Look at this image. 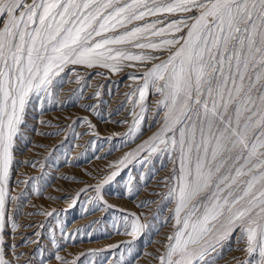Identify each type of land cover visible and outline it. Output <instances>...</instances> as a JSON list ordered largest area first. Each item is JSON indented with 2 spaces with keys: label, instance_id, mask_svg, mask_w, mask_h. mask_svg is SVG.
Wrapping results in <instances>:
<instances>
[{
  "label": "snow or ice",
  "instance_id": "obj_1",
  "mask_svg": "<svg viewBox=\"0 0 264 264\" xmlns=\"http://www.w3.org/2000/svg\"><path fill=\"white\" fill-rule=\"evenodd\" d=\"M93 69L136 70L127 73L132 83L122 107L129 105L128 118L112 121L127 125L119 135L124 144L135 146L110 162L98 179L93 177L95 183L63 178L84 184L71 208L86 196L91 207L83 211L114 213L111 227L130 239L68 259L59 255L62 247L53 235L55 251L49 257L58 264H96L99 257L117 264L108 255L122 246L131 254L152 224L145 212L110 203L107 189L130 166L152 170L155 161L167 160L171 168L161 181L165 190L153 193L159 201L135 203L138 209L157 204V212L171 205L164 217L170 230L153 256L157 264H218L226 247L243 253L233 257L235 264H264V0H0V264H33V255H40L39 264H50L40 247L42 232L33 233L37 239L20 235L21 228L33 225L19 223L28 187L42 195L41 181L49 174L17 179V185L26 186L18 194L12 186L18 166L43 170L46 160L20 161L17 152L21 143L30 142L29 116L84 98ZM67 80L77 88L62 100ZM102 87L88 94L92 103L80 105L100 118ZM66 119V126L40 119L39 124L56 130L38 134L59 136L69 130L73 137H99L88 116ZM145 123L151 134L141 139ZM81 124L85 131L77 133ZM140 191L139 181L129 174L117 196L135 201ZM57 214L55 209L28 213ZM152 219L158 220V214ZM97 223L103 218L89 226ZM60 231L65 243L76 239L63 227ZM29 244L37 245L32 253L17 251Z\"/></svg>",
  "mask_w": 264,
  "mask_h": 264
},
{
  "label": "rangeland",
  "instance_id": "obj_2",
  "mask_svg": "<svg viewBox=\"0 0 264 264\" xmlns=\"http://www.w3.org/2000/svg\"><path fill=\"white\" fill-rule=\"evenodd\" d=\"M139 70L142 71V69ZM96 71L104 72L105 76L95 75ZM130 71L136 70L125 69L123 74L122 72L115 74L109 73L105 69L90 70L92 73L89 78L91 87L87 89L84 98L77 100L75 104H69L64 109L50 108L43 116L39 115L38 110L29 116L27 136L30 142L27 144L21 143L20 151L17 152V159L23 161L25 159L35 158L41 162H45L46 160V167L42 170L39 167L32 169L18 166L13 177L12 186L14 193L18 194L24 191L26 186L24 184L17 185L15 182L17 179H27V176L39 175L41 171H45L49 174L46 181H41V183L45 185L42 190V195L36 194L31 190V186L28 187V190L25 192L24 206L19 216V223L21 225H33L32 227L21 228L20 235H27L33 239H37L33 236V233L37 230L42 232V237L39 238L40 247L45 250L43 255L50 260V264H58L54 257H49V252L55 251L51 243L53 235L62 247V250L59 251V255L65 256L68 259H72L81 251L105 248L107 245L118 244L121 241L130 239V237L123 234H117L111 227L114 213L109 212L105 214L103 211H97L89 214L83 211V209L91 207L86 196L82 195L76 207L71 208L70 204L72 197L75 196L80 188L84 187V184L63 178L64 176H75L78 181L95 183L93 177L98 179L101 172L105 170L110 162L115 161L124 152L128 151L130 147L135 146L130 143L124 144L119 135L126 131L127 125L112 122L128 118L127 109L129 105L124 104L122 107V104L125 100L124 94L130 91L128 85L132 83L127 78V73ZM115 76L116 78H114ZM98 84L103 85L101 89L103 93L101 99L104 101V104L100 105V107L104 113V118L84 112L80 107V104L93 102L88 100L87 96ZM75 88H77V85L71 80H67L63 89L60 91V98L62 100L65 99ZM151 99L154 100L155 97ZM116 109H120V111L116 112ZM109 112L113 113L111 117L108 116ZM84 115L88 116L89 119L97 125V130L99 132L98 138L93 137L91 133L82 137H73L69 130L62 131L59 136H41L38 134V132H54L56 130L55 127L45 128L39 124L38 121L40 119L50 120L53 125L59 124L66 126L70 123V120L66 119V117L75 119L77 116ZM75 131L77 133L84 132L85 125L81 124ZM151 131H155V127H152ZM113 134L117 135L113 136ZM150 134L151 132L148 130V124L145 123L144 136H142L141 139L146 138ZM65 137L68 139L65 140ZM107 137H112V139H106ZM62 141L63 145L59 146ZM89 141L93 142L91 146H89ZM42 144L43 147H33V145ZM55 146L59 147H56L55 154H52V149ZM110 149L111 153L107 154ZM97 157L102 158L98 159ZM65 158L68 159V163L64 162ZM170 168L171 164L167 160L155 161L152 170H148V166L144 168L139 165H135L134 167L130 166L122 172L121 177L107 189L108 195L106 199H108L110 203L119 205L129 211L145 212L152 224V227L132 245L131 254L122 246L119 250L108 255L109 261L115 259L117 264H121V260H123L125 264H157L153 256L158 255L157 249L162 250V245L158 242L162 241L170 230L171 225L164 223V217L168 215V208L171 207V205L166 207L161 205L159 206V212H157V204H152L146 209H138L135 207V203L144 199L159 201L160 198L153 193L163 192L165 190L161 181L169 174ZM129 174L136 177L141 188L139 196L135 201L127 198L120 199L117 196V193L123 190L125 182L129 179ZM141 174L144 176L142 181H140ZM53 209L57 210L58 214L52 217H47L45 215H28V213L52 211ZM154 213L158 214V220L152 219ZM115 215L117 218L119 217V213H115ZM101 218H103L104 223H97L89 226L91 221H99ZM41 224L45 226L42 229L39 228ZM61 227L65 229V235L71 233L76 239L69 240L65 243V241L61 239ZM53 229H55L54 233ZM76 229H81L82 231L77 233L75 231ZM85 233H91V235H86ZM20 235L16 236L17 243L20 241ZM9 241L11 242L10 238ZM36 247L37 245L29 244L19 247L17 251L21 253H32L33 249ZM232 248H235L234 241L232 243ZM242 255L243 253L235 250H228L226 247L223 250L222 258L218 260V264H235L233 257H241ZM27 258V256H24L21 259ZM32 259L33 264H39L41 257L40 255H33ZM96 264H105L104 258H97Z\"/></svg>",
  "mask_w": 264,
  "mask_h": 264
},
{
  "label": "bare ground",
  "instance_id": "obj_3",
  "mask_svg": "<svg viewBox=\"0 0 264 264\" xmlns=\"http://www.w3.org/2000/svg\"><path fill=\"white\" fill-rule=\"evenodd\" d=\"M122 74H123V72H122ZM114 78H116V76L114 77ZM97 81V80H96ZM126 81V80H125ZM119 83V82H118ZM94 87V86H93ZM92 87V88H93ZM115 90H116V88H115ZM122 93V92H121ZM110 96V95H109ZM106 97V96H105ZM117 98V97H116ZM121 98V97H120ZM122 99V98H121ZM81 105V104H80ZM114 106V105H113ZM59 109V108H58ZM63 112V111H62ZM67 121V120H66ZM120 142V141H119ZM43 145V144H42ZM85 146V145H84ZM80 149V148H79ZM158 180V179H157ZM75 190V189H74ZM152 198V197H151ZM139 199V198H138ZM151 212V211H150ZM25 230V229H24ZM29 230V229H28ZM219 263V262H218Z\"/></svg>",
  "mask_w": 264,
  "mask_h": 264
}]
</instances>
